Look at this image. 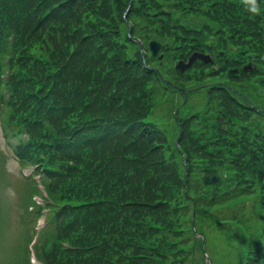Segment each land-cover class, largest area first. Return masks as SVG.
Here are the masks:
<instances>
[{
    "label": "trees",
    "instance_id": "16d2710c",
    "mask_svg": "<svg viewBox=\"0 0 264 264\" xmlns=\"http://www.w3.org/2000/svg\"><path fill=\"white\" fill-rule=\"evenodd\" d=\"M63 1L64 0H2V2H0V51L7 53H10L11 51V49H9L7 45L6 38V33L9 31L10 28L9 23H11V25L17 26V29L19 31L20 27L24 28L23 33L29 35L32 32V24L43 22L44 20H50L54 17L56 20H59L61 18L60 16H63L62 13H60L59 10H55L54 12L50 13V8L51 6L57 5L58 3H61ZM99 1L101 0H83L82 5H80L77 9L79 15L76 18H74L73 8L65 7L61 10V12H63V14L67 16V19L63 22L59 20L60 26L58 28L60 29V34L62 35V41L59 44L58 41L55 40L56 45L59 48L55 52V58L58 59V62L66 61L67 54H70L69 61H71V65L75 64V71H77L76 67H78V60L81 58L83 47L82 45H85L87 47V45L90 44L91 41L101 35L100 32L90 30L86 23V19L89 15L94 13L93 10L97 6L96 4L99 3ZM255 1L256 2L253 7V11L249 9V7H247L246 5H241L238 6L239 10L236 11V14H238V18H240L239 28H241L242 30L246 29L247 36L250 35V39L252 40V43L256 48L258 46V43L255 40L256 38L252 36L257 35L261 37L262 47L264 49V33H262V29L264 26V2L262 0ZM33 9L38 10V12H35ZM245 17H253L255 26L253 27L249 23V19ZM43 29V25H41L37 28L36 31L39 32L40 30V32H42ZM140 30V28L137 29V31ZM75 31L77 32L75 33ZM14 37L17 38L16 50H21L22 52L24 50L23 45L18 42L17 34H15ZM84 37H86V39H84ZM80 41H82V43H80ZM96 48L97 47L95 46V49L91 48L90 50V55H92L93 53L95 54L96 63L95 67H93L90 73L88 74V80L90 83V88H87L88 98L81 101V92L79 84L78 87L75 89L74 97L71 100L73 101L76 99L74 107L70 112V117L73 120L71 121V124H74L75 122L80 123L83 119L82 117L79 119L74 116L73 113L75 111L82 109L86 114L90 115L89 109L93 105H95V103H97V99L99 97L98 85L97 83L90 80L91 76L95 73L96 77L100 78L103 83L108 84V81L105 78V73L109 74L111 71L114 72L117 70V67L114 66V62L117 59L115 52H98ZM24 53H27L26 50L24 51ZM25 58L26 55L22 59L19 58V61L22 62ZM19 61L16 62L14 67H18L19 65H21ZM41 66L43 68L45 67V65H43L42 63H33V67L35 68ZM36 70L41 73V70ZM45 71L46 70L44 69L43 72ZM12 72L13 73L11 75V79H14V81H17L18 78L22 77L20 70L18 71L13 69ZM75 79L79 80V77ZM71 86H74V83L70 85V87ZM92 98L95 99V102H93L92 104L87 103L88 100ZM78 141L80 142L71 144L65 147V149L66 155L70 157L68 159L70 161H73V164L69 165L68 170H70V173L68 174L78 178L79 184H77L76 186H79V190L83 191L85 189L84 184L86 183L85 177L87 174L89 187L93 182L89 181L91 174V172L88 170L89 166H87V168L83 166L84 161L85 163L89 162L88 156L85 155V152L87 151H85V142H81V139L79 137ZM121 154H123V152H121ZM94 156L96 158L99 157L96 162L100 161L101 156L99 155V152H94ZM108 157L111 158V160L109 161L110 163L108 164L110 166L115 164L117 160L114 158L117 157V154L113 151L111 153H108ZM221 158H223V161L220 163L216 162V166L223 168V165L226 163L227 158L224 155H222ZM102 164H104V161L96 166V172L92 173L94 176L96 173L97 175H101L98 173L103 172ZM173 165L177 169H173L171 167L164 168L163 177L166 180L167 184H169V187L161 191L159 193V196L153 195L154 193L151 194L150 191L147 190V181L150 182V180H148L147 178V181L143 180L144 177H148V171L150 167L145 165L143 167L144 172L135 170L132 175L133 178H130V180L128 179V182L125 185L126 190H133V192L130 191L128 193H125L126 197L124 198V200L130 202L128 206H123L120 204L119 192L122 187L114 181V178L108 176L107 183L104 186L105 193H107V195L112 196L116 201L101 202L97 213L91 214L92 225L90 229L86 231V233L78 235L79 237H81L79 242L82 244L83 248L76 251L65 249L62 251L57 248L54 249V263L69 264V261L73 257H76V255L82 254L84 252H90L88 250L94 249L96 264H162L160 262H153L146 259L142 260L141 258L121 257V255L115 250H113V248L115 246L123 247L128 253L131 252V245L126 243L124 239L125 231L128 227L130 233H139L134 236L137 240H139L140 243L146 244L144 248L140 247L141 249H145L153 253L155 256H160L161 254L166 255L168 252L172 251L173 247L171 246V239L172 237H176L172 236V231L178 229V226H180L181 224L185 225L184 222L180 224L178 217L182 214H185L188 209V207H183L186 206L187 204L185 203L188 202V199L185 195L181 183L183 167L181 166L180 161L178 159L173 162ZM110 166H108L106 170H109L110 172L114 171V166H111V168ZM75 168L85 170L82 173H77L73 170ZM64 182V185H69V183ZM131 195L132 198H130ZM194 196V200L199 204H204L205 202L214 203L216 202L215 199L218 197L217 195H214L212 200H210L206 196H200L199 192L196 193ZM136 198L142 201L141 203L143 204L141 205L139 203H136ZM156 201H160L162 203L155 205ZM108 213L110 214L108 215ZM128 216H130L129 219L131 222L134 223V225L128 223L129 221H124L125 218ZM155 224L162 228L152 230V228L149 227L151 225L155 226ZM70 236L71 235L63 236L60 234V237L62 238H69ZM102 236H104L105 240L102 239ZM92 241H94V243H90ZM112 241H114L113 244L111 243ZM151 242H153L154 244L156 243L158 245V249L153 251L151 248H149L147 244L150 243V245H153V243ZM92 244H95V246L90 247ZM58 246L61 247L60 244H58ZM138 252L143 253L144 251H141L136 246H134L132 248V255ZM65 253L67 255L64 257L63 255ZM105 255L109 257L111 256L112 261H106L104 259ZM52 257L53 256H50V258ZM169 257H171V255H169ZM260 258L261 264H264V254L261 255ZM88 259L94 260L90 257H88Z\"/></svg>",
    "mask_w": 264,
    "mask_h": 264
},
{
    "label": "rangeland",
    "instance_id": "374dc122",
    "mask_svg": "<svg viewBox=\"0 0 264 264\" xmlns=\"http://www.w3.org/2000/svg\"><path fill=\"white\" fill-rule=\"evenodd\" d=\"M236 85H238L239 89H242L245 93L249 94L250 96L253 97V99L257 102L260 103L264 106V88L255 86L254 84H248V83H243V82H238ZM194 101V100H193ZM193 101H190V105L192 104ZM2 147V144H1ZM17 162L16 160H14L13 158L9 157L8 161L5 159V168L7 170L8 175L5 176L4 180H2L0 178V184H9L12 180V185L10 187L11 191H15L16 189V185L19 181V176L20 174H18V166H17ZM255 201H256V196H254ZM13 209H14V226L16 227V231H20L21 233H25L24 231V226H23V221L20 220L21 219V215H20V211L18 208V203L13 202ZM211 210L214 211V214L216 216V218L220 219H229V218H236L237 222H235V224L238 225L239 229L238 230H242V226L241 223L243 221L242 216L240 214V211L235 209L234 212H231L229 210H227L225 208V206L218 204V205H212L211 206ZM6 211H8V213L11 212L10 209L5 210L2 215H0V224L5 222L8 217L6 216ZM17 213V214H16ZM240 221V222H239ZM201 221H199L198 223H200ZM13 230V229H11ZM247 231V230H246ZM238 233H241V231H238ZM255 234H258L259 232H254ZM216 234L218 235V240L220 241L222 239L221 234H219V232H216ZM7 235L8 232L4 231L3 233H0V262H2V257H3V247L5 245V240H7ZM14 235V233H13ZM253 242H256L255 240H253ZM220 244V243H219ZM218 244V245H219ZM191 252L188 253L190 254L189 257H187L188 259H186L187 264H205V260H203L202 258V252L200 251V249L198 248V244L193 241V246L190 250ZM208 251L209 254L211 255L210 257L212 258V264H233V261L229 258V256H225V254H223L222 252L219 251V249L217 248V246L213 245V244H208ZM162 258L166 259V255L165 254H161L160 255Z\"/></svg>",
    "mask_w": 264,
    "mask_h": 264
}]
</instances>
